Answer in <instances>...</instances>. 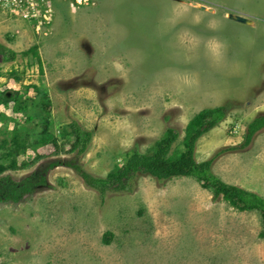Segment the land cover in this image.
<instances>
[{"label": "rangeland", "instance_id": "374dc122", "mask_svg": "<svg viewBox=\"0 0 264 264\" xmlns=\"http://www.w3.org/2000/svg\"><path fill=\"white\" fill-rule=\"evenodd\" d=\"M72 4L56 1L52 24L38 34L0 11V44L18 54L10 63L0 56V93L18 91L35 104L31 116L4 107L0 114L30 135L49 119L61 150L51 142L22 150L11 168L15 158L2 149L8 169L0 178L21 182L43 163L74 158V138H62L72 123L94 132L85 171L106 178L127 152H146L170 127L180 132L177 150L196 115L224 106L226 117L199 140L196 158L222 153L213 173L264 199V129L240 148L264 116V0ZM35 47L39 58L25 55ZM2 128L0 143L8 137ZM48 181L19 204H0V264H264L260 214L214 200L194 178L159 183L141 175L132 192L104 201L71 168L53 169Z\"/></svg>", "mask_w": 264, "mask_h": 264}, {"label": "trees", "instance_id": "16d2710c", "mask_svg": "<svg viewBox=\"0 0 264 264\" xmlns=\"http://www.w3.org/2000/svg\"><path fill=\"white\" fill-rule=\"evenodd\" d=\"M37 47L31 49L25 55L33 53L39 58ZM0 56L6 63L14 62L18 54L5 45L0 44ZM40 60V59H39ZM17 81L20 79L17 77ZM35 90L37 89L34 87ZM18 91L6 94L0 93V107L7 110H13L15 113L31 116L35 108L33 99H26L20 95ZM31 102V103H29ZM10 104H13L10 107ZM47 110L51 105L45 104ZM2 112V111H1ZM227 108L218 107L205 109L196 115L186 127L185 137L182 147L178 146L174 150V145L180 138V132L170 127L164 135L156 140L151 148L146 152L139 151L136 146L127 152L123 157L124 162L115 166L112 172L106 178L96 177L87 173L81 164V159L89 150L90 143L93 139L94 132L84 130L77 123H72L62 130V138H74L69 152L75 153V157L70 160H56L43 163L40 168L24 178L21 182H16L12 177L6 176L0 178V204H19L27 196H31L43 189H48L50 183L48 181L49 173L60 166L71 168L78 172L84 179L86 185L100 193L101 199L104 201L109 193L125 194L133 191L139 176H150L159 183H166L175 178H194L205 189L213 193L214 200L223 198L233 208L240 211L252 212L256 211L260 214L263 222V231L261 238H264V199L250 190L231 185L223 181L212 171L215 159L221 156L219 153L216 157L199 162L196 158V148L199 140L207 133L215 129L226 117ZM6 113L0 114V122H3L2 133L8 135L4 142L0 143V150L10 148L11 157L14 161L11 168L18 166V154L22 150L37 148L40 145L53 143L57 147V153L60 154V146H58V137L47 119L45 129L42 132H33L30 135L24 126L18 124L13 117H8ZM30 117L28 121H32ZM16 123L14 129L10 130V123ZM22 126V127H21ZM264 129V116L257 118L249 125L246 141L240 148L249 146L255 135ZM10 138V142L8 140ZM1 141V140H0ZM232 150L228 148L227 151ZM7 167L0 165V174L7 171ZM114 235L112 233L105 234V243L110 244Z\"/></svg>", "mask_w": 264, "mask_h": 264}, {"label": "built area", "instance_id": "2783aa9c", "mask_svg": "<svg viewBox=\"0 0 264 264\" xmlns=\"http://www.w3.org/2000/svg\"><path fill=\"white\" fill-rule=\"evenodd\" d=\"M56 1L63 0H0V11L8 12L10 19L21 18L26 23L33 24L35 33H39V27L50 26L53 22L52 14ZM82 1L73 0V4H81Z\"/></svg>", "mask_w": 264, "mask_h": 264}, {"label": "clouds", "instance_id": "9594fccd", "mask_svg": "<svg viewBox=\"0 0 264 264\" xmlns=\"http://www.w3.org/2000/svg\"><path fill=\"white\" fill-rule=\"evenodd\" d=\"M227 183V182H226ZM223 199V198H222ZM224 200V199H223ZM228 203V202H227ZM3 204V203H2ZM230 205V204H229Z\"/></svg>", "mask_w": 264, "mask_h": 264}]
</instances>
